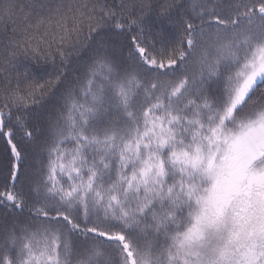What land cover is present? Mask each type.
Here are the masks:
<instances>
[{"label":"snow or ice","instance_id":"snow-or-ice-1","mask_svg":"<svg viewBox=\"0 0 264 264\" xmlns=\"http://www.w3.org/2000/svg\"><path fill=\"white\" fill-rule=\"evenodd\" d=\"M0 264H264V0H0Z\"/></svg>","mask_w":264,"mask_h":264}]
</instances>
